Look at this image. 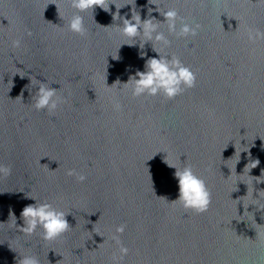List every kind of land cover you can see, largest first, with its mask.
Masks as SVG:
<instances>
[{
  "label": "water",
  "instance_id": "1",
  "mask_svg": "<svg viewBox=\"0 0 264 264\" xmlns=\"http://www.w3.org/2000/svg\"><path fill=\"white\" fill-rule=\"evenodd\" d=\"M112 2L126 4L120 16L131 18V0ZM157 2L201 25L177 38L161 22L171 41L155 45L161 55L196 74L195 87L171 100L133 97L123 86L159 55L151 42L139 47L143 37L123 44L115 4L80 13V36L67 28L70 0H0V164L12 169L0 175V264L25 254L40 264H115L112 235L122 223L129 252L119 264H264V40L247 39L250 28L264 31V0ZM135 4L142 20L149 8L164 20L148 0ZM32 76L58 82L50 86L66 102L54 116L32 107ZM166 160L191 164L206 181V212L172 202L178 180ZM69 168L86 181L66 175ZM31 197L68 212L69 231L45 241L40 229L28 236L12 227L11 215L23 226Z\"/></svg>",
  "mask_w": 264,
  "mask_h": 264
},
{
  "label": "clouds",
  "instance_id": "2",
  "mask_svg": "<svg viewBox=\"0 0 264 264\" xmlns=\"http://www.w3.org/2000/svg\"><path fill=\"white\" fill-rule=\"evenodd\" d=\"M148 2L157 6L155 10L164 17L163 21L151 16V12L153 11L151 8L148 9V18L142 20L139 11L136 9L135 0L127 3L132 5L130 19L120 16L119 9L126 4L117 6L112 0H70V7L76 11L68 19L67 28L70 32L85 36L87 29L84 24V17L80 13L89 10L93 12L95 7L110 12L109 5L115 4L117 11L112 13L113 20H122V25H119V29L121 34L127 37L129 41L123 44L134 45L137 42V38L143 37V39H139V47L143 49L147 42H151L153 51L159 55V58L155 56L148 58L145 61V70H137L134 75L129 77L127 82L123 83V86L130 89L133 97L163 95L165 98L171 100L181 95L187 89L195 87L196 74L178 56L161 55L160 49L155 45L161 44L163 47H168L171 44L165 33L160 31L161 22L167 25L168 33L174 34L177 38L196 36L201 25L186 22L185 18L179 16L175 8L162 10L157 0H148ZM178 21L179 27L177 26ZM28 35H31L30 31ZM247 39L253 43L258 40H264V31L250 28L247 30ZM131 41L136 42L131 43ZM20 45V39L12 41L14 48H18ZM140 55L143 57L146 53L142 51ZM113 58L119 59L118 56ZM18 73L22 78L25 76L20 72ZM30 80L32 86H39L38 90L31 97L32 107L36 111L46 110L49 116H54L60 106L66 102V98L59 94V89L50 86L52 83L58 82H42L37 80L35 76L30 77ZM117 81L119 82V80ZM25 88H28L31 93L30 86L26 85ZM22 95L23 89L21 98ZM121 107L118 101L114 102V109L116 111L121 110ZM166 163L168 166L176 169L174 176L178 180L179 195L172 202H177L185 210H192L198 214L206 212L212 200V193L206 181L195 173L191 164H183L182 167H177L176 164H171L167 160ZM258 163V160L252 162L251 168L255 167ZM11 172L10 166L0 164V175L6 178L11 175ZM66 175L75 177L81 183L87 179L86 174L74 168L67 169ZM31 198L36 203L26 205L20 213L23 226L16 223L15 215H11L12 227L18 229L21 234L28 236L33 235L37 229H40L41 238L45 241L56 240L69 231L71 225L66 219L68 212L55 207L53 203L47 200H37L35 197ZM126 227V224L123 223L116 226L115 232L112 235V239L119 246V255L113 257L115 264H119V261L123 260L129 252L128 247L121 241V235L124 233ZM17 264H40V260L34 254H25L20 256Z\"/></svg>",
  "mask_w": 264,
  "mask_h": 264
}]
</instances>
